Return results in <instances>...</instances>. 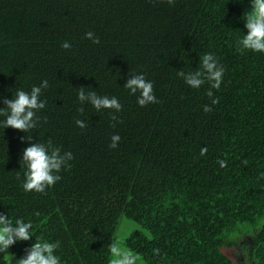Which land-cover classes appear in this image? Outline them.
Wrapping results in <instances>:
<instances>
[{
	"label": "trees",
	"instance_id": "1",
	"mask_svg": "<svg viewBox=\"0 0 264 264\" xmlns=\"http://www.w3.org/2000/svg\"><path fill=\"white\" fill-rule=\"evenodd\" d=\"M249 8L250 0H0V97L49 85L35 129L4 128L0 115V212L32 224L11 255L39 239L59 242L60 264H109L123 215L142 228L124 245L146 264H236L227 251L243 235L245 263L264 264V52L238 50ZM206 53L225 69L213 97L211 82L192 88L177 75L201 69ZM131 74L152 82L157 103H137L140 93L124 87ZM81 86L116 97L121 111L82 104ZM24 136L72 153L44 192L23 188Z\"/></svg>",
	"mask_w": 264,
	"mask_h": 264
},
{
	"label": "clouds",
	"instance_id": "2",
	"mask_svg": "<svg viewBox=\"0 0 264 264\" xmlns=\"http://www.w3.org/2000/svg\"><path fill=\"white\" fill-rule=\"evenodd\" d=\"M171 4L173 0H168ZM244 26L247 29L245 35L238 40V50H251L254 52H264V0H250V8L244 18ZM86 38L91 39L93 43H99V38L89 31L85 33ZM61 47L68 49L71 47L67 41L61 44ZM201 69L194 72L185 73L180 70L177 72L187 85L192 88L201 87L206 81L211 82V87L207 91L209 97H213L211 89H219L222 82L224 67L219 64L217 58L206 53L199 58ZM48 81L45 79L39 86H32L30 92L17 89L15 97H0V103L4 106L0 107V115L4 116V128L11 127L18 131L27 133L37 127L39 117L36 112L43 109L46 101L41 100V91L47 88ZM124 87L129 89L131 94L140 93L137 103L143 107L149 103H157V99L153 94V84L145 79L143 74H131L130 78L124 83ZM78 99L83 104L89 102L98 111L102 108L114 109L116 112L121 111L122 105L116 97L101 96L94 90L85 91V87L81 86L78 90ZM219 102V98L212 99V104ZM205 112H210V106L205 105ZM83 113V108L78 109ZM113 121H117L118 117L111 115ZM76 124L85 128L87 125L84 121L76 120ZM115 127V125H112ZM22 141L27 140L28 146L23 149L21 160L25 164L26 171L24 173L23 188L25 191L44 192L47 187L54 185L61 177L57 174L62 167L69 166L68 161L73 159L71 152L61 154L59 147L54 146L49 139L47 143L32 142L31 136L20 138ZM120 136L114 134L111 137V148L118 146ZM207 152V148H201L200 154L203 156ZM220 167H226V161L218 160ZM243 163H247L244 161ZM31 222H24L22 219H16L13 222L8 215L0 212V253H8L7 250L17 241H28L32 238ZM59 248V242H48L37 239L24 252L25 255L15 260V264H60L59 257L55 255V250ZM158 251V249L154 250ZM110 252L113 259L109 264H136L137 257L132 253L122 250L116 244L110 245Z\"/></svg>",
	"mask_w": 264,
	"mask_h": 264
},
{
	"label": "rangeland",
	"instance_id": "3",
	"mask_svg": "<svg viewBox=\"0 0 264 264\" xmlns=\"http://www.w3.org/2000/svg\"><path fill=\"white\" fill-rule=\"evenodd\" d=\"M134 230H142L141 226L139 224H136L123 215L120 217L118 226L113 238V243L116 244L118 247H120L122 250H126L130 253H132L134 256L137 257L136 264H146L141 256L138 254L130 251L125 245L124 240L125 238ZM236 244H234L227 253L235 259L236 264H246L247 261V254H246V244L249 241V235H243L240 237L235 238ZM8 253H6V258L8 260V264H15L16 258L11 255L9 250H7Z\"/></svg>",
	"mask_w": 264,
	"mask_h": 264
}]
</instances>
